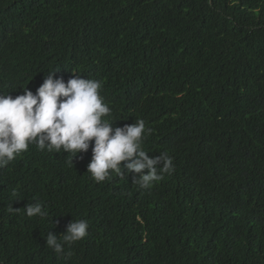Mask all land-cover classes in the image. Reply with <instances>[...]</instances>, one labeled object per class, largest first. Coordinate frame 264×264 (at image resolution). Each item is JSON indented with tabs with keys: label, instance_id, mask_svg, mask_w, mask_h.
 Segmentation results:
<instances>
[{
	"label": "trees",
	"instance_id": "obj_1",
	"mask_svg": "<svg viewBox=\"0 0 264 264\" xmlns=\"http://www.w3.org/2000/svg\"><path fill=\"white\" fill-rule=\"evenodd\" d=\"M50 71L101 81L105 119L143 120L174 171L97 183L94 142L73 166L30 144L0 168V264H264V0H0V92ZM71 220L87 235L56 254Z\"/></svg>",
	"mask_w": 264,
	"mask_h": 264
},
{
	"label": "clouds",
	"instance_id": "obj_2",
	"mask_svg": "<svg viewBox=\"0 0 264 264\" xmlns=\"http://www.w3.org/2000/svg\"><path fill=\"white\" fill-rule=\"evenodd\" d=\"M102 82L81 78L78 74L65 83L53 78L50 71L35 94L23 87L13 97L0 92V168L6 167L34 144L40 151L70 154V165L77 153L85 152L93 143L92 157L87 165L90 178L103 182L111 173L124 176L123 169L138 174L134 181L141 188H149L174 171L172 158L167 153L149 157L141 143L146 129L143 120L122 127H113L112 109L100 95ZM147 169L145 173L143 170ZM16 196V191H13ZM28 217L48 215L39 202L24 206ZM11 210V209H10ZM86 220H71L62 241L48 231L46 246L56 254L64 253V245H71L87 235Z\"/></svg>",
	"mask_w": 264,
	"mask_h": 264
}]
</instances>
